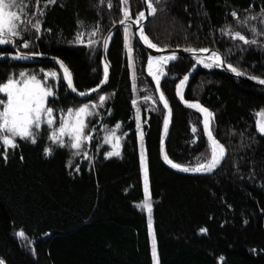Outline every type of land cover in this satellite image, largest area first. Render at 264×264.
Segmentation results:
<instances>
[{
	"label": "trees",
	"instance_id": "trees-1",
	"mask_svg": "<svg viewBox=\"0 0 264 264\" xmlns=\"http://www.w3.org/2000/svg\"><path fill=\"white\" fill-rule=\"evenodd\" d=\"M112 5L108 9L98 0H56L46 15L35 17L43 20L41 32L25 34L28 49L5 46L0 52L60 58L72 70L77 90L88 92L102 80L103 39L123 16L120 0ZM127 7L132 19L144 11L143 0H129ZM262 8L264 0H162L145 33L162 49L219 50L249 76L264 79V48L244 46L248 50L240 51L234 47L239 41L221 34L229 25L251 36L229 14L235 10L243 20ZM96 27L93 39L100 43L91 48L75 43L78 31L85 32L87 42V33ZM130 34L131 60L123 29L111 45L114 72L100 94L108 97L104 105H99L100 95L89 101L72 97L55 64H0V82L12 73L43 78L45 72H56L58 79L50 83L56 84L57 98L50 102L58 109L98 105L89 124L95 128L93 146L88 147L92 158H74L71 150L57 148L47 139L51 133L46 127L35 145L17 140L14 155L10 150L7 161L0 156V258L6 264H154V232L159 264H264V136L257 130L264 89L223 73L199 72L185 89V98L200 101L215 114L213 132L228 156L209 176L175 172L162 154L189 167L209 155L200 114L181 106L175 93V78L187 74L194 61L182 58L165 67L160 90L172 123L164 144L167 109L147 72L149 57ZM137 109L144 124L152 231L147 211L137 207L145 201ZM117 125L124 137L121 155L105 158L109 147L96 138L103 128L114 130ZM49 146L53 155L46 157ZM20 231L26 239L17 236Z\"/></svg>",
	"mask_w": 264,
	"mask_h": 264
},
{
	"label": "snow or ice",
	"instance_id": "snow-or-ice-1",
	"mask_svg": "<svg viewBox=\"0 0 264 264\" xmlns=\"http://www.w3.org/2000/svg\"><path fill=\"white\" fill-rule=\"evenodd\" d=\"M123 13L119 23L123 25L125 49L131 60L132 48L129 44V33L132 28V24L128 23L131 19L130 10L127 7L129 0H120ZM162 0H146L147 8L149 10L148 15L155 16L157 13V5ZM56 0H44L43 5H40V0H0V48L5 46L28 49L30 44L24 39V36L28 32L40 33L42 30L43 20L35 18L37 15L43 17L46 15V11L49 5L55 4ZM98 4L106 6L108 9L112 8V0H98ZM251 7V5H250ZM31 9V10H29ZM231 15L238 23L240 28H245L247 32L251 33V36L243 34L241 31L234 29L229 25H225V28L221 30V34L227 36L229 40L239 41L240 44L234 45L235 48L240 51H247L244 46H257L264 48V8L260 13L254 16H248L241 20L238 13L233 10ZM32 17V18H29ZM147 17L144 11L137 14L132 23L137 25V31L139 39L143 41L148 48L161 51L162 49L153 43L147 35L144 34V26L141 23L146 20ZM250 21H257L258 25H250ZM79 27L84 28L83 21H78ZM50 31V29H49ZM99 28L96 27L92 31L87 33V42L84 31H78L75 37V43L86 47H93L100 43L93 39L97 36ZM17 40L20 41L17 44ZM111 35L105 38L103 42L104 52H107ZM187 52L193 55L195 63L197 65H203L205 68L211 67H223L226 71H231L236 76L244 75L243 72L238 71L231 63H227L226 58L222 56L218 51H213L208 48L203 49H185ZM201 53L206 54L204 56ZM36 53H32L31 56L25 55L22 52L16 54H5L0 52V60L14 59V60H28ZM177 56L175 54L169 56H161L158 58H150L148 60L149 75H151L156 83L157 90L160 88L161 77L166 75L161 64H167L169 61H175ZM63 75L60 79L64 82L67 89L76 93L79 96L91 95L94 92H98L99 88L103 84L107 83L109 77V65L104 64L103 76L101 83L88 92H78L77 88L73 84L72 74L69 69L59 62ZM156 65V71L154 72L153 65ZM159 73V75L157 74ZM255 80L260 85H264V79L258 77H248ZM49 79L56 81L58 79L56 72H45L43 78H39L36 74L19 72L10 74L5 81L0 82V156L5 161L9 158V151L15 154V150L19 148L17 140L24 141L35 145L41 136L42 125L46 126L47 130L51 133L47 136V139L51 141L57 148H67L71 150L73 155H83L84 158L89 159L86 146L90 145L94 139L93 133L94 127H89L90 118L97 115L94 109L97 108V104H83L76 108L58 109L52 105L57 98V93L54 91L56 84L49 83ZM189 76L185 75L180 83L176 87L177 95L180 100L185 103V106L190 109H195L202 114L203 117V131L206 136V143L208 145L209 155L207 159H197L195 166H181L174 163L169 159L165 153L163 156L164 161L172 168L181 172H191L198 174H211L213 173L224 160L226 155V148L223 144L217 140L211 130V121L215 119L214 113L207 108L199 104V102L192 103L184 100L183 88L188 81ZM135 88V85H133ZM50 98L51 101L50 102ZM99 105H104L108 97L104 95L99 96ZM160 100L163 102L164 108L167 109V115L164 120V134L167 136L168 127L171 120V108L168 105L163 93L160 95ZM136 101L133 100L135 106ZM57 113L59 119H57ZM139 113V109H137ZM262 119L257 123V130L261 136H264V112L258 114ZM117 128L120 126L117 125ZM140 127L138 123V128ZM193 134L197 132L196 127H192ZM140 139L143 140L144 133L140 130ZM115 133L105 137V143L111 144L112 150L105 154V158H112L113 156L119 157L121 155L119 148V138H116V143H112V137ZM46 157L53 155V148L51 146L44 149ZM141 165L144 171L145 181V202L142 205H137L144 211L146 209L149 219L151 218L152 205L150 203V194L148 193V169L146 163V157L142 153ZM79 172V168L76 169ZM151 227V224L149 225ZM206 229H201V232H206ZM17 236L21 239H26L25 233L20 231ZM152 256L154 264H159L155 234L152 236ZM0 264H4L0 260Z\"/></svg>",
	"mask_w": 264,
	"mask_h": 264
},
{
	"label": "water",
	"instance_id": "water-1",
	"mask_svg": "<svg viewBox=\"0 0 264 264\" xmlns=\"http://www.w3.org/2000/svg\"><path fill=\"white\" fill-rule=\"evenodd\" d=\"M143 3H144V12H145V15H146L147 19L144 20V21H142L141 23H142L143 26H144V34L146 35V33H145V26H146V24H147V22H148V20H149V18H150V15H148L149 10H148V8H147L146 0H143ZM133 20H134V19H132V18L128 20V23L132 24L131 31H132V33H133L135 39H136L137 42L139 43V45H140V46L143 48V50L147 53L149 59H150V58H158V57H161V56H169V55H173V54H175V55L177 56V59H176L175 61H169V62L167 63L166 66H170V65L174 64L175 62H177L178 60H180V59H182V58H187V57L191 58V59L194 61V65H193V67L189 70V72H188L187 74H185V75H188V76H189V79H188V81L186 82V84H185V86H184V88H183V94H184L185 89H186V88L188 87V85L193 81V79L195 78V76H196L199 72H201V71L206 72V73H214V72H217V73H223V74L228 75V76H230V77H232V78H234V79H236V80H238V81H240V82H244V83L249 84V85H252V86H254V87H256V88L264 89V85H260V84L257 83L255 80H253V79H249L248 77H252V76H249L248 74H246L244 71L238 69L237 67H236L237 70L243 72L244 75L238 77V76H236L235 74H233L231 71H226L223 67H211V68H205V67H203V65H197V64L195 63V60H194V58H193V55L185 50V49H188V48H191V47H182V48H175V49H162V48H160V49H162L161 51H156L155 49L148 48L147 45H146L143 41H141V40L139 39V34H138V31H137V25L134 24V23H132ZM123 27H124V26L121 25V24L118 22V23H116V24H115V25H114V26L108 31V33L106 34L105 38H107L109 35H111V40L109 41V46H108V49H107V52H106V53L104 52V49H103V46H102L101 54H102V64H103V67H104V64H105V63H108V65H109V77H108V81H107V83L103 84V86L99 88V91H98V92H94V93H92L91 95H86V96H79V95H77L76 93H73V92H71V91L69 90V92H70V94H71L72 97H74V98H76V99H78V100H81V101H89V100L94 99L95 97H97V96L100 95L101 93H103L106 89H108V87H109L110 84H111V81H112V78H113V72H114L113 65H112V63H111V61H110V58H109V51H110L111 45H112V43H113V41H114V38L116 37V35L118 34V32H119L121 29H123ZM105 38H104V40H105ZM104 40H103V42H104ZM102 45H103V44H102ZM158 48H159V47H158ZM193 49H195V48H193ZM208 49H210V48H208ZM210 50L218 51L219 53L222 54V56L225 57V55H224L221 51H219V50H216V49H210ZM18 52H19V51H14V52H11V53H6V54H13V55H14V54H16V53H18ZM22 53L25 54V55H29V56L32 55V53H24V52H22ZM200 55L204 56V55H206V54L201 53ZM225 58H226V57H225ZM11 60H14V59L0 60V64H1V63H4V62H6V61H11ZM15 61H17V60H15ZM226 61H227V59H226ZM19 62H21V63H25V64H43V63H52V64L57 65L59 68H60V64H59V62H63V64H64V65L69 69V71L71 72V74H72V79H73V84H74V86L76 87L75 77H74V74H73L72 70H71L70 67H69V66H68V65H67L62 59H60V58H57V57H54V56H50V55L37 54L36 56H34V57H32V58H30V59H28V60H19ZM227 63H228V61H227ZM60 69H61V68H60ZM61 70H62V69H61ZM62 73H63V72H62ZM185 75L180 76V77H176V78H175V79L178 81V82H177V85L180 83V81L183 79V77H184ZM150 76H151V75H150ZM151 77H152V76H151ZM152 78H153V77H152ZM154 82H155V81H154ZM100 83H101V82H100ZM100 83H99V84H100ZM155 85H156V83H155ZM177 85H176V87H177ZM96 87H97V86H96ZM76 88H77V87H76ZM156 89H157V87H156ZM157 91H158V93H159V97H160V95H161L160 88H159V90H157ZM78 92H79V91H78ZM175 93H176V98H177L178 102L180 103V105L183 106V107H185V108H188V107L185 106V103L182 102V101L180 100L179 96L177 95V91H176V90H175ZM184 100L187 101V102H192V103L199 102L200 105H202L203 107L207 108V107H206L205 105H203L200 101H197V100H187V99L185 98V95H184ZM161 102H162V101H161ZM162 103H163V102H162ZM188 109H190V108H188ZM207 109H208L209 111H211L209 108H207ZM192 110H195V109H192ZM195 111H196V110H195ZM196 112H197V111H196ZM198 113H199V112H198ZM199 114H200V116H201V119L203 120L202 114H201V113H199ZM214 115H215V114H214ZM171 123H172V115H171V120H170V123H169V131H170V128H171ZM212 124H213V121H211V130H212L213 136L216 138V136L214 135V132H213ZM202 128H203V122H202ZM203 132H204V131H203ZM204 135H205V134H204ZM168 137H169V133L167 134L166 139L164 140V144H165L166 141L168 140ZM205 137H206V136H205ZM216 139H217V138H216ZM217 140H218V139H217ZM219 142H220V141H219ZM220 143H221V142H220ZM221 144H222V143H221ZM225 148H226V147H225ZM163 156H164V154H162V158H163ZM227 156H228V151H227V149H226V155H225L224 160L221 162L220 166H219V167H218L213 173H211V174H198V173H191V172H187V173H186V172H181V171H178V170L172 169V168L169 166V164H167V163L164 161V159H163V161H164V162H165V163H166V164H167L172 170H174L175 172H178V173H180V174H184V175H187V176H196V177H197V176H209V175L214 174L217 170H219V169L221 168V166H222L223 163L225 162ZM0 260H2V259L0 258ZM2 261L4 262V264H6L4 260H2Z\"/></svg>",
	"mask_w": 264,
	"mask_h": 264
},
{
	"label": "rangeland",
	"instance_id": "rangeland-1",
	"mask_svg": "<svg viewBox=\"0 0 264 264\" xmlns=\"http://www.w3.org/2000/svg\"><path fill=\"white\" fill-rule=\"evenodd\" d=\"M251 25H254V23L252 24L251 23V21L249 22ZM256 25H258V22L256 21ZM133 34V33H132ZM131 34L129 33V44H130V42H131ZM227 59V58H226ZM228 61V60H227ZM229 63V62H228ZM234 66V65H233ZM166 67V66H165ZM165 67L163 68V70H164V72H165ZM234 67H236V66H234ZM238 68V67H237ZM239 69V68H238ZM241 70V69H240ZM147 72H148V74H149V69H148V65H147ZM154 80V79H153ZM50 81H52L51 79H49V83H50ZM155 83V82H154ZM161 91V90H160ZM158 96H159V93H158ZM159 100H160V97H159ZM161 101V100H160ZM162 103V102H161ZM92 104H96V103H92ZM163 104V103H162ZM91 105V104H90ZM80 106H82V105H80ZM98 106V105H97ZM97 109V108H96ZM96 109H94V111H96ZM137 113V112H136ZM141 113H140V111H139V113H137V123H139V125H140V127L138 128V133H140V130L142 129V131H143V126H144V124H143V122H142V119H141V115H140ZM57 119H59V115L57 116ZM262 119V118H261ZM46 126H43L42 125V128L41 129H44ZM103 131H104V133L102 132V136L100 137H97L96 138V140L97 141H99V143L101 142V144L102 145H106V146H108L109 147V150L108 151H111L112 150V147H111V144H108V143H105V137H107V136H109V135H111L112 133H115V136H113L112 137V143H116V138L118 137L119 138V148L117 149V150H120V148H121V145L123 144V140H124V137L123 136H121V134H120V128H116V129H114V130H107V128H103L102 129ZM101 130V131H102ZM143 133H144V131H143ZM97 135V134H96ZM93 136H94V133H93ZM144 137V136H143ZM139 139H140V135H139ZM140 141H141V139H140ZM93 146V142L90 144V146L89 145H87L86 146V150L88 151V147H92ZM141 146H142V153L145 155V149H144V140H142L141 141ZM73 155V154H72ZM88 155H89V157L90 158H92V151H91V153H88ZM73 157L74 158H79V157H83V155H73ZM146 157V156H145ZM84 158V157H83ZM146 163H147V161H146ZM144 185H145V181H144ZM148 193H149V188H148ZM145 202V201H144ZM143 202V203H144ZM142 203V204H143ZM150 203H151V201H150ZM141 204V205H142ZM145 211H146V209H145ZM150 221L152 222V219L150 218L149 219V223H150ZM151 224V223H150ZM151 228V227H150ZM151 231H152V228H151Z\"/></svg>",
	"mask_w": 264,
	"mask_h": 264
},
{
	"label": "bare ground",
	"instance_id": "bare-ground-1",
	"mask_svg": "<svg viewBox=\"0 0 264 264\" xmlns=\"http://www.w3.org/2000/svg\"><path fill=\"white\" fill-rule=\"evenodd\" d=\"M105 36H106V35H105ZM104 38H105V37H104ZM103 40H104V39H103ZM102 44H103V43H102ZM166 65H167V64H161L160 67H161V68H164ZM156 68H157V66L154 64L152 70L155 72V71H156ZM148 69H149V68H148ZM157 74L159 75V73H157ZM162 78H163V76L161 77V80H162Z\"/></svg>",
	"mask_w": 264,
	"mask_h": 264
}]
</instances>
